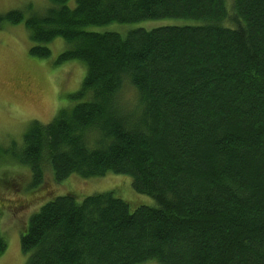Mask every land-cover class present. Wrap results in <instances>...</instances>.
<instances>
[{"label": "trees", "instance_id": "16d2710c", "mask_svg": "<svg viewBox=\"0 0 264 264\" xmlns=\"http://www.w3.org/2000/svg\"><path fill=\"white\" fill-rule=\"evenodd\" d=\"M12 10L31 53L61 37L57 64L87 66L73 101L23 143L0 146V164L26 165L31 187L109 173L132 178L156 205L112 191L59 195L21 234L24 264H264V0H48ZM195 24L87 31L113 22ZM0 231V255L7 249Z\"/></svg>", "mask_w": 264, "mask_h": 264}, {"label": "rangeland", "instance_id": "374dc122", "mask_svg": "<svg viewBox=\"0 0 264 264\" xmlns=\"http://www.w3.org/2000/svg\"><path fill=\"white\" fill-rule=\"evenodd\" d=\"M228 9L233 0H226ZM31 6L43 10L48 0H0V15ZM74 7L76 0H69ZM184 19H157L134 23L113 22L103 26H88L87 31L118 32L126 35L137 28L154 29L166 25L195 24ZM35 45L24 22L0 25V146L10 147L13 142L23 143L30 122H51L62 108L73 104L70 95L77 92L84 81L87 66L79 59L57 64L67 48L61 37L45 44L51 49L48 57L31 53ZM30 169L16 161L0 164V231L7 240V249L0 255V264H24L27 255L21 247V234L26 230L31 216L43 204L59 195L74 193L79 199L107 191L127 200L132 208L141 205L155 206L153 197L138 193L132 178L124 174L109 173L103 177L84 179L74 175L58 184L50 170L44 182L33 188ZM141 264H160L150 260Z\"/></svg>", "mask_w": 264, "mask_h": 264}]
</instances>
